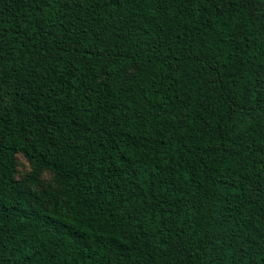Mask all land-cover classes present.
Wrapping results in <instances>:
<instances>
[{
  "label": "trees",
  "instance_id": "trees-1",
  "mask_svg": "<svg viewBox=\"0 0 264 264\" xmlns=\"http://www.w3.org/2000/svg\"><path fill=\"white\" fill-rule=\"evenodd\" d=\"M0 264H264V0H0Z\"/></svg>",
  "mask_w": 264,
  "mask_h": 264
},
{
  "label": "rangeland",
  "instance_id": "rangeland-1",
  "mask_svg": "<svg viewBox=\"0 0 264 264\" xmlns=\"http://www.w3.org/2000/svg\"><path fill=\"white\" fill-rule=\"evenodd\" d=\"M17 167H16V177L22 179L29 171V164L20 156H17ZM44 178H49L50 174H44Z\"/></svg>",
  "mask_w": 264,
  "mask_h": 264
}]
</instances>
